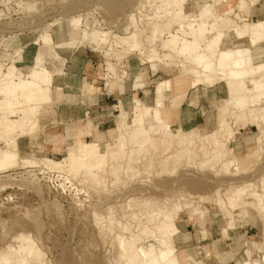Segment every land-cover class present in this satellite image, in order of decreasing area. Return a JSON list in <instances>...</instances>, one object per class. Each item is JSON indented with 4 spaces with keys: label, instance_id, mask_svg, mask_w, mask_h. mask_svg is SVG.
<instances>
[{
    "label": "rangeland",
    "instance_id": "rangeland-1",
    "mask_svg": "<svg viewBox=\"0 0 264 264\" xmlns=\"http://www.w3.org/2000/svg\"><path fill=\"white\" fill-rule=\"evenodd\" d=\"M245 1L248 3L242 12L238 8L239 0L221 5L216 0L217 14L233 19L238 25H243L237 18L238 14H241L246 23L264 21V0ZM149 2L153 0H0V66L6 64L3 65L6 69L14 64L20 73L27 75L40 56L44 66L56 77V85H61L65 88L64 93L67 92V96L59 98L62 123H46L44 133L39 139H20L22 156L40 158L47 155L54 160H61L69 145L79 141L77 138L72 139V134L75 136L78 132L83 142L109 141L114 137L102 134H106L108 129H114L117 121L121 122L118 119L120 111L128 109L134 99L141 98L145 105H154L156 85L165 80L172 81L184 58L173 56L165 62L154 59L151 61L148 60L151 55L147 41V45L143 44L147 46L145 50L148 48V53L144 51L143 45L139 50L133 51L128 50L127 46L117 47L114 43L116 36H128L136 30L134 27L148 30L150 23L155 20L154 11L148 6ZM158 4L160 5V1L155 5ZM192 9H195L194 5ZM132 16H135L134 19ZM165 20L162 19V22ZM173 27L177 29V26ZM58 28L64 29L66 37L70 34L75 37L73 40L61 42L64 44L57 43ZM163 30L169 31L168 27ZM103 33H108V38L105 44H100ZM46 34L50 35L51 41L44 44L41 38ZM145 35L152 37L150 31L144 33ZM164 38L167 39L168 34L163 38L161 35L154 36V45L160 56L165 53ZM109 44H112V48ZM140 74L143 78H139ZM88 84L94 85L96 90L93 95L88 96L87 102H83L81 89ZM225 84L221 80L209 89L199 87L184 94L183 100L178 104L180 108L188 105L183 117L185 129L199 128L203 134L215 129L217 107L228 97ZM216 87L223 88V96L216 100L208 97L207 101L205 95ZM132 93L135 94L134 97ZM174 95L172 92L168 105L172 104ZM165 101H168V97ZM262 105L264 106V101ZM91 106L95 114L87 116L85 111ZM187 118L194 119L185 124ZM178 121L176 116L172 123L174 127ZM248 124L246 123L245 128L237 127L240 131H237L236 138L228 145L233 149L231 159L241 161L243 171L236 177L217 175L218 165H205L203 155L190 159L191 161L183 157L181 163L177 161L180 167L175 159V164L171 162L173 159L162 163L169 155L177 152L178 147L174 144L171 150H167V146L160 145V141L157 142L158 149L148 152L149 154L144 152L141 155L135 148L137 160L134 158L136 161L131 162V165L133 164L137 174L124 171L126 161L121 163L122 175L120 174L119 183H114L113 177L104 174L106 187L103 191L91 185L81 175L75 179L59 172H48L41 167L18 168L0 175V251L7 244L15 245L13 238L22 232L36 241L50 264H117L120 254L118 243L113 240L114 234L103 232L95 215L105 216L108 214V207H113L115 216L122 218L124 213L129 215V211L131 212L125 208L130 199L139 198L138 201L143 204L147 199H157V205H162L166 198L184 195L188 199L184 197L182 202L193 204L203 215L199 221L197 216L186 212L179 214L180 235L175 240L182 264H193L195 261L199 264H238L244 256L241 254L239 259L231 257L228 243L233 242L248 243L251 260L260 263L264 255V234L263 221L258 213L252 209H248L247 214L234 211L235 230L230 231L231 238L227 243L221 229L227 227L228 219L224 218L214 203L216 191L220 190L221 196L225 198L231 183L240 185L248 182L256 190L258 188V191L263 186L264 137L256 122ZM260 136L263 143L262 155L261 152L256 154L259 149L257 139ZM0 147H4V144L0 143ZM175 147L177 148L172 150ZM148 163L152 164L148 167L150 171L144 167ZM45 172L51 179H44L40 175ZM83 179L87 183L82 182ZM189 195L193 197H188ZM204 197L208 199L205 202L201 199ZM250 201L254 199L250 198ZM126 219L124 221H130ZM115 231L120 230L116 228ZM133 231L136 232L135 229ZM143 243L146 246L149 243L156 244L150 239L142 240Z\"/></svg>",
    "mask_w": 264,
    "mask_h": 264
},
{
    "label": "bare ground",
    "instance_id": "bare-ground-1",
    "mask_svg": "<svg viewBox=\"0 0 264 264\" xmlns=\"http://www.w3.org/2000/svg\"><path fill=\"white\" fill-rule=\"evenodd\" d=\"M158 1L160 5L157 6L155 4ZM218 1L221 5L232 0ZM239 1L238 8L242 11L248 2ZM215 3L216 0H153L148 6L154 11L153 18L157 22L154 23V20L150 23L148 30L140 29L136 25L137 27H134L136 30L128 36H114L116 39L114 43L117 47L127 46L128 50H139L147 41L151 52L148 51L151 55L149 59L147 58L148 60L165 62L167 58L173 56L182 57L184 60L180 62L178 74L172 81L165 80L156 85L153 106L145 105L141 99L136 98L128 109L120 111L118 119L121 122L117 121L114 129H108L106 134L105 132L102 134L103 136L109 134L114 137L113 139L103 143L83 142L80 134L76 132L75 136L72 134L71 137L79 141L74 145H69L66 155L61 160H54L47 155L40 158L22 156L19 140L39 139L44 133L46 123H62L59 98L67 96V92L64 93L65 88L56 85V77L44 66L40 56L37 57L35 66L27 75L20 73L14 64L6 66V69L4 67L6 64L1 65L0 143L4 144V147H0V175L18 168L41 167L48 172H59L75 179L81 175L85 180L90 181L91 185L103 191L106 187L104 174L107 173L113 177L114 183L118 182L122 175L121 163L124 161L128 163L125 162L124 171L136 173L133 164L131 165V162L137 160L135 148L140 154L151 153L158 149L159 143L164 147L167 146V150L174 144L178 147L173 148L172 150L177 148V152L171 154V151V156L169 155L170 157L168 156L162 163L170 159H173V161L170 160L173 163L175 159L177 164L183 157L192 160L203 155L204 164H212L213 166L210 165L212 167L218 165L217 175H230V177L239 175L243 171L241 161L231 159L233 149L228 146L236 138L237 131H240L237 127L245 128L246 123L256 122L259 132L264 137V106L262 105L264 101V21L251 23V25L246 23L241 14H238L237 18L243 24L238 25L227 16H219ZM134 17L132 16L133 19ZM162 19H166L165 22H162ZM173 26H177V29ZM166 27L169 29L167 32L163 30ZM147 31H150L151 38L148 35L144 36ZM155 34L161 35L162 38L168 34V38L163 39V50L165 51L163 56L158 54L159 50L154 45ZM56 35L57 43L60 44H64L61 42L66 40H73L75 37L73 34L66 37L63 28H58ZM50 38V35L46 34L41 39L45 44L51 41ZM107 38L108 33H103L100 37V44H105ZM110 46L112 44H109ZM146 47L144 46V51L148 49L145 50ZM17 53L19 54V51ZM64 75L65 73L62 74ZM139 78L143 76L140 74ZM221 80L226 82L228 97L221 106L217 107L215 129L212 132L203 134L199 128L195 127L185 129L183 119L178 121L175 127L173 126V120L178 116V102L183 100L186 92L199 87L209 89ZM81 92V101L84 102L87 100L86 87H82ZM172 92L175 94V99L172 100L171 105H168ZM166 97H168L167 102ZM187 108V106L184 107V113L188 110ZM262 137L257 139L259 149L256 154L261 152ZM139 153L137 152L138 155ZM109 161L112 162L108 164ZM150 165L152 166L148 163L144 167H151ZM165 165L167 167V164ZM161 166L165 169L164 165L161 164ZM93 171L95 174H92ZM170 173L172 174L171 170ZM40 175H43L44 179H51L46 172ZM84 179L82 182L85 181ZM261 183L263 186L260 191L248 182L240 185L231 183L225 193V198L221 196L220 190L216 191L214 203L224 218L228 219L227 227L221 229L227 243L231 238L230 231L235 230L233 212L237 210L241 214H247L248 209L257 212L260 220L263 221L264 234V183L263 181ZM190 196L192 195L188 197ZM184 197L187 196L166 198L163 202L165 204L161 202L162 205H157L159 202L157 199H147L146 202L144 201L145 204L138 201L139 198L130 199L125 205L127 210H131L129 215L124 213L122 218H117L113 207H108V214L105 216L95 215L102 231L114 234L113 240L117 241L120 254L117 264H182L175 240L176 236L180 235L179 214L186 212L191 216H197L199 221L203 215V212L193 204L182 202ZM250 198L254 201H250ZM201 199L206 201L207 198ZM190 200L192 202V199ZM126 218L130 221H124ZM132 223L135 228H132L134 227ZM116 228L120 231H115ZM134 229L138 235L135 231L132 232ZM144 239L153 240L157 245L149 243L146 246L142 244ZM12 241L15 245L7 244L0 251V264H50L41 247L29 234L18 233ZM247 244L246 242L228 243L231 257L239 259L243 254L244 259L238 264H264V255L260 263L251 260ZM193 264L199 263L195 261Z\"/></svg>",
    "mask_w": 264,
    "mask_h": 264
},
{
    "label": "crops",
    "instance_id": "crops-1",
    "mask_svg": "<svg viewBox=\"0 0 264 264\" xmlns=\"http://www.w3.org/2000/svg\"><path fill=\"white\" fill-rule=\"evenodd\" d=\"M96 90V88L94 87V85H91V84H88L87 86H86V93H87V98H88V96H90V95H93V93H94V91ZM223 88L222 87H216V88H214V89H212V90H210L208 93H207V96L205 95V97H206V99H207V101H208V97H210V100H211V98H212V100H216V99H218V98H221L222 96H223ZM131 95V94H130ZM134 95L135 94H133L132 93V96L134 97ZM123 99V98H122ZM141 99V98H140ZM84 102H87V100L86 101H84ZM93 106V105H92ZM88 107V109H86V111H85V113H86V115L88 116V115H90V116H94V106L93 107ZM188 106V105H187ZM185 107V106H184ZM184 107L182 106L181 108L179 107V110L181 111V112H178V118H179V121L181 120V119H183V117H184ZM183 108V109H182ZM195 110V109H194ZM195 112V111H194ZM194 115H195V117H196V112L194 113ZM194 117V118H195ZM194 118H192V119H194ZM192 119H190V118H187L186 119V122H185V124L186 123H189L190 122V120H192ZM87 121H89V120H87ZM86 121V122H87Z\"/></svg>",
    "mask_w": 264,
    "mask_h": 264
}]
</instances>
